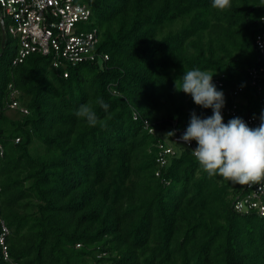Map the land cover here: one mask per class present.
<instances>
[{
    "label": "trees",
    "instance_id": "obj_1",
    "mask_svg": "<svg viewBox=\"0 0 264 264\" xmlns=\"http://www.w3.org/2000/svg\"><path fill=\"white\" fill-rule=\"evenodd\" d=\"M80 1L98 28L101 57L54 68L50 55L32 53L13 65L7 37L0 55V219L9 258L264 264V215L233 206L250 188L208 176L189 148L156 162L161 130L187 127L192 112L212 115L177 90L188 70L222 82L214 84L222 109L260 117L264 55L254 39L264 31V0H231L223 11L212 0ZM12 90L27 112L9 108ZM177 102L187 109L159 114ZM85 103L95 126L75 115Z\"/></svg>",
    "mask_w": 264,
    "mask_h": 264
},
{
    "label": "built area",
    "instance_id": "obj_2",
    "mask_svg": "<svg viewBox=\"0 0 264 264\" xmlns=\"http://www.w3.org/2000/svg\"><path fill=\"white\" fill-rule=\"evenodd\" d=\"M0 11L4 20L6 36L15 41V54L12 64L22 62L29 54L38 53L43 56H51V65L58 68L61 65H75L86 60H95L101 57L96 50L100 35L98 28L91 25L89 17L90 8L80 0H0ZM10 19L6 23L5 18ZM264 24V16L261 18ZM259 52L264 55V31L256 34L254 39ZM103 59L107 55L103 54ZM256 73V70H253ZM67 70L63 75L67 76ZM213 84L222 86L218 78L212 80ZM255 84V81H252ZM239 91V89H238ZM17 90L11 91L10 109H19L24 113L27 110L20 107L18 101L14 99ZM223 120L240 117L249 127H258L260 117L254 114H246L243 117L237 116L236 106H226L221 110ZM136 118V115H134ZM176 123H172L170 130H161L162 135L156 142L158 148L156 162L159 166H165L172 155L177 152V147H185L194 150L196 142L193 140L185 143L180 139L187 127L177 128ZM150 132H157L149 128ZM174 135L169 136L168 133ZM178 145V146H175ZM250 192L233 202L237 211L247 212L256 208L258 213L264 215V181L255 185H246ZM2 230L0 233V245L5 264H18L9 258L5 236L8 228L0 219Z\"/></svg>",
    "mask_w": 264,
    "mask_h": 264
},
{
    "label": "clouds",
    "instance_id": "obj_3",
    "mask_svg": "<svg viewBox=\"0 0 264 264\" xmlns=\"http://www.w3.org/2000/svg\"><path fill=\"white\" fill-rule=\"evenodd\" d=\"M211 6L223 11L231 7V0H212ZM213 75L199 68L188 70L182 75L180 86H176L178 91L190 95L195 105L212 110V115L206 118L192 112L180 139L185 143L196 142L192 155L208 176L218 175L242 186L259 184L264 181V111L258 127H249L240 117L224 123L221 114L224 94L212 83ZM96 103L105 111L109 108L101 98ZM75 115L91 126L98 120L87 103L80 105Z\"/></svg>",
    "mask_w": 264,
    "mask_h": 264
},
{
    "label": "rangeland",
    "instance_id": "obj_4",
    "mask_svg": "<svg viewBox=\"0 0 264 264\" xmlns=\"http://www.w3.org/2000/svg\"><path fill=\"white\" fill-rule=\"evenodd\" d=\"M5 20H6V23H10V19L8 18V17H6L5 18ZM8 39H9V45H10V51L12 52L13 50H14V44H15V41L13 40V41H11V37H10V35H7L6 36ZM6 38V39H7ZM0 39H1V31H0ZM6 43H7V41H6ZM241 98V97H240ZM182 108V109H184V110H186L187 109V105H186V103H184V104H181V103H179V102H177V103H175V104H171V103H169V104H167L165 107H164V109L159 113V114H161V115H163V114H165V113H168V112H173L176 108ZM14 110V109H13ZM9 113H10V115H12V116H16V115H18V113L17 112H15V111H10L9 110ZM160 116V115H159ZM175 146H178V145H175Z\"/></svg>",
    "mask_w": 264,
    "mask_h": 264
},
{
    "label": "water",
    "instance_id": "obj_5",
    "mask_svg": "<svg viewBox=\"0 0 264 264\" xmlns=\"http://www.w3.org/2000/svg\"><path fill=\"white\" fill-rule=\"evenodd\" d=\"M0 31H1V39H0V55L4 50L5 43H6V32L4 26V20L0 11Z\"/></svg>",
    "mask_w": 264,
    "mask_h": 264
}]
</instances>
